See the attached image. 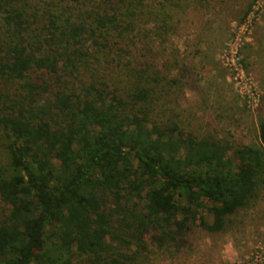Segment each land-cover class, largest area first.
<instances>
[{
    "label": "trees",
    "instance_id": "1",
    "mask_svg": "<svg viewBox=\"0 0 264 264\" xmlns=\"http://www.w3.org/2000/svg\"><path fill=\"white\" fill-rule=\"evenodd\" d=\"M28 16L0 0V264H134L146 239L162 248L195 223L220 232L256 199L264 116L257 146L156 126L146 88L79 83L89 40L106 47L91 24L49 17L38 32Z\"/></svg>",
    "mask_w": 264,
    "mask_h": 264
},
{
    "label": "rangeland",
    "instance_id": "2",
    "mask_svg": "<svg viewBox=\"0 0 264 264\" xmlns=\"http://www.w3.org/2000/svg\"><path fill=\"white\" fill-rule=\"evenodd\" d=\"M22 2L28 19L37 20L38 32L48 28L49 17L57 18L61 26L68 20L95 28V40L106 47L94 46L89 40L83 51L89 55L91 70L81 71L80 84L104 79L121 93L134 86L146 88L151 93L147 110L156 126L176 124L184 133L232 147L259 144L258 126L264 116V0L244 28L257 0ZM97 13L110 23L99 26L88 19V15L98 18ZM237 33L243 70L260 95L253 111L228 81L220 62L225 46ZM73 83V78L66 82L69 87ZM256 193V199L226 219L222 231L210 234L195 223L162 248L146 239V251L139 253L134 264H248L255 259L263 264L264 177ZM203 204L207 209L213 207L206 200ZM4 210L0 203V213ZM199 214L206 224L213 222L207 210Z\"/></svg>",
    "mask_w": 264,
    "mask_h": 264
},
{
    "label": "built area",
    "instance_id": "3",
    "mask_svg": "<svg viewBox=\"0 0 264 264\" xmlns=\"http://www.w3.org/2000/svg\"><path fill=\"white\" fill-rule=\"evenodd\" d=\"M262 0H257L255 6L244 20L241 28H244L249 24V19L252 17L261 5ZM240 34L237 33L233 39L225 46L222 54L220 55V62L228 72V81L233 85L235 91L245 101L246 107L253 111L257 108L260 102V95L257 92L250 77L244 72L243 66L240 61L239 52L241 48ZM248 264H257V261H252ZM264 264V262H263Z\"/></svg>",
    "mask_w": 264,
    "mask_h": 264
}]
</instances>
